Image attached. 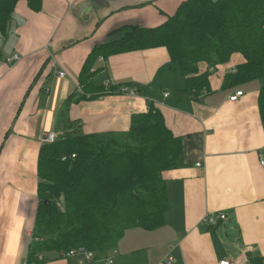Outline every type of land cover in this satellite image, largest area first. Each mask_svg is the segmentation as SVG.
<instances>
[{
    "label": "crops",
    "instance_id": "crops-1",
    "mask_svg": "<svg viewBox=\"0 0 264 264\" xmlns=\"http://www.w3.org/2000/svg\"><path fill=\"white\" fill-rule=\"evenodd\" d=\"M183 1L42 0L39 10L18 1L8 30L0 34V264L28 261L39 205L42 134L62 137L77 130L120 142L150 102L183 137L182 159L164 172L170 202L166 223L152 231L130 229L126 236H133L119 242V251L109 250L90 263L105 264L109 257L111 264H166L169 255L174 264L264 259L262 81L224 86L225 77L243 63L241 54L215 67L201 62L200 73L210 71L212 92L202 91L196 99L182 91L179 72L166 70L170 55L165 47L100 56L91 68L94 85L128 84L138 96H87L94 91L82 96L78 78L97 45L123 37L126 25L164 23ZM16 53L20 59L9 63ZM60 71L66 75L59 76ZM239 90L244 95L231 101ZM210 212H224L227 218L208 225L202 218ZM42 254L50 258L43 264L82 261L52 251Z\"/></svg>",
    "mask_w": 264,
    "mask_h": 264
},
{
    "label": "trees",
    "instance_id": "trees-1",
    "mask_svg": "<svg viewBox=\"0 0 264 264\" xmlns=\"http://www.w3.org/2000/svg\"><path fill=\"white\" fill-rule=\"evenodd\" d=\"M18 1L0 0V34L8 30ZM27 3L39 10L42 0ZM123 29V37L97 45L88 55L78 78L82 96L93 91L87 96L121 93V86H129L94 85L96 72L91 68L100 56L165 47L170 55L166 70L179 72L182 91L196 99L202 91L212 92L210 71L200 73L199 64L215 67L239 53L244 61L225 77L224 86L261 80L259 104L264 115V0H185L160 25ZM129 138L121 143L71 130L44 143L33 229L40 240L31 241L28 264L49 261L45 252L66 257L65 252L80 248L93 251L92 260H97L116 248L128 229L152 231L165 225L170 202L164 172L182 159L183 137L167 126L162 111L150 102L148 111L133 119ZM254 263L264 264V259Z\"/></svg>",
    "mask_w": 264,
    "mask_h": 264
},
{
    "label": "built area",
    "instance_id": "built-area-1",
    "mask_svg": "<svg viewBox=\"0 0 264 264\" xmlns=\"http://www.w3.org/2000/svg\"><path fill=\"white\" fill-rule=\"evenodd\" d=\"M212 1H220V0H212ZM19 59H20V56L18 53H16L13 56H10L7 59V61L9 63H12V62L18 61ZM65 75H66L65 71L59 72V76L64 77ZM120 92H121V94H127V95H130L131 97H137L138 96V92L135 89H133L127 85L121 86ZM169 95H170L169 92L164 93L165 97H168ZM243 95H244V92L239 90V91H236L234 94H232L229 99L231 101H237ZM57 136L58 135L55 132L43 133L42 134V140L45 143H47V142L52 143L57 139ZM73 157H75L74 154H73ZM65 159H66V157H63V160H65ZM260 163L262 164V166H264V158L260 159ZM197 165H201V164L198 163ZM226 218H227V214H225L224 212H210V213H206L203 216L202 221L208 225L214 226L218 223L219 220H225ZM30 237L34 241L40 240V238L34 236L33 231H31ZM64 256H66V257H73V256L76 257L77 256L82 260L81 261V264H82L83 262L85 263V261L88 262V261L92 260L94 258V252L87 250L85 248L72 249L68 252H65ZM165 262H166V264H174L175 259L173 256L169 255L166 258ZM111 263H112V259H110L109 257L106 258L105 264H111ZM26 264H28V263H26ZM220 264H241V263L225 259V260H222L220 262Z\"/></svg>",
    "mask_w": 264,
    "mask_h": 264
},
{
    "label": "rangeland",
    "instance_id": "rangeland-1",
    "mask_svg": "<svg viewBox=\"0 0 264 264\" xmlns=\"http://www.w3.org/2000/svg\"><path fill=\"white\" fill-rule=\"evenodd\" d=\"M12 63H14V62H12ZM261 81V80H260ZM125 140H121L120 142L121 143H125L126 141H128L130 138H129V136H127V137H125L124 138ZM130 141V140H129ZM135 228H140V227H135ZM135 228H132V229H135ZM143 229V228H142ZM130 229H128L127 231H126V233H125V235H124V237L126 236V234H127V232L129 231ZM132 234H128L127 236H126V238H125V240H131V238H132ZM124 237L120 240V242L124 239ZM120 246V243H118V245L116 246V248H117V250L119 251L120 249L118 248ZM116 248H112V249H110V250H113V249H116ZM142 252L143 251H140V254H142ZM139 256V254L138 255H136V257H138Z\"/></svg>",
    "mask_w": 264,
    "mask_h": 264
},
{
    "label": "bare ground",
    "instance_id": "bare-ground-1",
    "mask_svg": "<svg viewBox=\"0 0 264 264\" xmlns=\"http://www.w3.org/2000/svg\"><path fill=\"white\" fill-rule=\"evenodd\" d=\"M30 262V261H29Z\"/></svg>",
    "mask_w": 264,
    "mask_h": 264
}]
</instances>
